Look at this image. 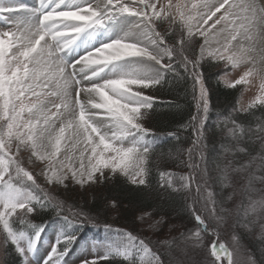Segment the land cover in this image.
<instances>
[{"label":"snow or ice","instance_id":"6c2138e0","mask_svg":"<svg viewBox=\"0 0 264 264\" xmlns=\"http://www.w3.org/2000/svg\"><path fill=\"white\" fill-rule=\"evenodd\" d=\"M0 16L9 26L0 30V264H68L77 222H95L83 208L64 214V204L37 182L25 158L49 184L65 188L71 181L91 189L117 175L133 185H150L148 161L158 138L145 121L158 100L151 89L169 78L192 81L196 111L169 133L180 141V129H191L186 159L178 149V166L188 172H161L160 188L184 200L194 223L178 237L155 242L105 224L103 254L80 258L79 264H187L165 259V253L195 252L205 234L219 236L222 227L232 230L237 243L241 230L258 229L264 240V122L254 130L233 119L229 142L216 157L223 163L209 168L210 90L204 73L214 66L226 77L244 66L225 86L248 84L256 76L260 94L248 108L233 111L264 106V0H199L190 8L171 0H37L32 6L0 0ZM245 138L259 144L255 154L241 146ZM50 207L63 227L41 253L38 243L47 225L34 224L29 216ZM105 207L118 211L119 202L112 199ZM136 220L157 237L166 225L176 231L166 215L141 211ZM222 256L235 264L225 244L213 240L215 259L205 254L197 264H223Z\"/></svg>","mask_w":264,"mask_h":264},{"label":"trees","instance_id":"16d2710c","mask_svg":"<svg viewBox=\"0 0 264 264\" xmlns=\"http://www.w3.org/2000/svg\"><path fill=\"white\" fill-rule=\"evenodd\" d=\"M204 73L206 85L210 90L211 105L209 116L205 122L207 128L205 143L208 145L205 155L210 158L209 168H214L216 163H223L222 160H217L216 157L220 151L221 144L229 142L228 136L223 137V135H225L226 130L233 127L231 121L235 119L238 124H242L246 129L251 127L255 130L258 122H264V106L256 105L248 111L236 112L233 115L226 116L225 113L233 111L236 107L239 89L223 86L218 80L219 74H217L214 66L206 67ZM151 93L158 100L155 102L154 109L150 112V119L146 121L145 125L152 130V133L158 139L148 161V166L151 169L150 185L148 187L133 186L125 178L116 176L107 184L101 185L102 188H105L100 190L98 197L94 199H90V196L86 198V195L72 197L68 193L64 194V198H69L68 201L64 198L58 199L59 202L64 204V214L70 215L71 209L83 208L85 212L95 218L94 223L88 221L77 222L79 227L86 229L91 226L104 227L105 224H109L105 222L109 219V210L105 205L112 199L119 202L118 223H134V217L139 215L141 211H151L159 215H166L170 223L181 225L182 231L185 232L187 229L184 226H187L188 223L189 225L194 223L182 198L170 197L163 193L160 188L161 177H159L161 172H165V170L168 172L167 169L169 168L177 167L182 170L183 165L178 166V149L183 150L179 153V158L185 159L186 150L191 144L190 140H186V137L191 136L190 128L187 131L180 129V141L173 136H169V133L177 132L179 126L185 124L196 111V102L193 100L192 95V81H174L169 78L162 85L151 89ZM217 117H221V121L214 124L213 121ZM213 146H215L217 151H212ZM241 146H247L253 154L259 150V144L247 138L244 139ZM183 170L188 172L186 167ZM257 186L259 187V185ZM215 191L218 194L221 193L219 185L215 187ZM37 195L41 194L37 193ZM51 197L57 200L54 196L51 195ZM77 198L81 202L83 201L81 204L84 207H79L74 203ZM59 219L62 218L58 217L56 211L51 207L39 212V214L33 213L30 216L32 223L37 225H45ZM111 225L113 226V224ZM15 226L19 227L18 224ZM205 235H211L210 238L218 242H226L220 239V236L211 232ZM242 236L248 247L253 250L257 263L264 264V240L258 238L256 241H251L248 238V234L242 233ZM165 259H168V256H165ZM118 260L119 258H117ZM100 264H108V261H100ZM112 264H117V262L113 261Z\"/></svg>","mask_w":264,"mask_h":264},{"label":"rangeland","instance_id":"374dc122","mask_svg":"<svg viewBox=\"0 0 264 264\" xmlns=\"http://www.w3.org/2000/svg\"><path fill=\"white\" fill-rule=\"evenodd\" d=\"M23 2L28 4L29 6H32L35 3H37V0H23ZM155 2L167 4L169 2V0H155ZM171 2L173 4H177V3L187 4L190 8L192 3H199V0H171ZM174 11H175V9H174ZM221 11H223V10H221ZM217 15H219V13ZM3 19H4V17L0 16V22H2ZM176 26L178 27V25H176ZM7 27H9V26L4 25L3 23H0V30L7 29ZM167 27H168L167 24L163 25L164 29H167ZM245 70L246 69L244 66H241L238 69H232L229 71V74L226 77L223 75V73H220L218 75V80L223 86H225V83H224L225 80L234 81L235 79H238L239 76ZM227 88H235V87H227ZM236 88L239 89V93H238V100H237L235 108H248V105L260 94V79H259V77H256V76L249 77V83L248 84L237 85ZM98 111L102 112L103 110H98ZM236 112L237 111H229L228 113H225V114H226V116H230ZM238 112H245V111H238ZM209 113H210V108H209L207 118L209 116ZM100 118H102V117H100ZM146 121H145V124H146ZM220 121H221V117H217L214 119L213 123L217 124ZM145 127H146V125H145ZM224 134L225 135H223V137L228 136L227 130L225 131ZM184 158L185 159L187 158V152L185 153ZM207 158H208V166H209L210 158L209 157H207ZM25 164H26V167H29L30 171H34L37 174V176H36L37 182L43 186V188L45 189L46 192H48L49 194H51L52 196L57 198L56 201H58V199L64 198V194H66V193H68V195L72 196V197L73 196L78 197V196H82V195L85 196L86 195V198L90 196V199L91 198L94 199V198L98 197L97 196L98 192L105 188V187L102 188L101 185H97V186H93V188H91V189H82L79 185L72 184L71 181L67 182L68 183L67 188H65L61 184L52 185V184H49L42 175H39V167H32V166H29L27 164V158H25ZM36 164L39 165L40 162L36 161ZM75 165L76 166L79 165L78 160L75 161ZM183 168L185 169V167H183V166H182V170L177 168V167L176 168L173 167V168L167 169V171L176 173L178 175L187 173V171L183 170ZM175 169H177V170H175ZM165 172H166V170H165ZM117 176H120V175H117ZM120 177L125 178L123 176H120ZM159 177H161V176H159ZM127 182L129 184H131L128 180H127ZM133 186H138V185H133ZM224 191H230V189H226ZM64 199L66 201L69 200L68 197L67 198L65 197ZM75 201L76 202H74V203L76 205H78L79 207H84L81 204V203H83V201L81 202L78 198ZM230 205L231 204H229V206ZM231 207H232V205H231ZM18 211H21V210H18ZM108 213H109V217H108L109 219H108V221H105V222H107L109 224H113V226H112L113 228H120V227L125 228L126 227L129 230H135L137 233L145 236L147 239H150L153 242L157 241L158 239H164V238L171 239L172 236L178 237L179 233L182 231L181 225H177V224L174 225V224L169 222V224L174 225L176 231L169 232V228L166 225L164 227L161 235L159 237H157L155 235H152L150 232H148L146 230V225L143 226L145 230L142 231V226L136 220V217L139 216L140 214L137 215L136 217H134V219H133L134 223L122 224V223H118V219H119V214H118L119 212L118 211L109 210ZM30 216H31V214H30ZM30 216H29V219H30ZM12 219H15V217H13ZM150 222L151 221H149V223ZM190 226H192V225L191 224L189 225V223H188L187 228H190ZM62 227H63V224L60 223L59 221H56V222H53V223H50L49 225H47L46 232L43 234L42 239L38 243V247H39L41 253H43L45 249L49 248L50 242L54 241L56 233L61 231ZM0 231H2V229H0ZM241 232L243 234H248V238L251 241H256L258 238H260L258 229L256 230L255 233H249V232L243 231V230H241ZM238 235H240V239L237 243L236 241L233 240V233H232L231 229H225L223 227L219 229L220 239H223L224 241H226L224 244L228 248V250L233 253L232 258L235 261V264H252L253 261L255 262V264H258L257 260L254 256L255 254H254L253 250H251L248 247V244L243 239L242 234L238 233ZM76 236H78L80 238L77 239V241H75L74 245L72 246L71 253L65 258L68 261V264H79V259L84 258V257L94 258L97 255V252H99L102 255L103 251H104V248L102 247V245L107 243V238L109 237V233L105 231L104 227L94 226L88 231H84V230L78 231V229H77ZM210 236L204 235V240H203L201 247L198 248L195 252L189 251L187 255H184L183 253L179 252L178 249H174L173 253H175V255H173V253H165V256H168V258L170 256H172L173 258H179L181 260H185V261H187V264H197L198 260L202 261V258L205 254H207L209 257H211V244H212L213 239H211ZM211 259H215V257H211ZM221 259L223 260V264H228V261L226 259H224L223 256L221 257Z\"/></svg>","mask_w":264,"mask_h":264}]
</instances>
